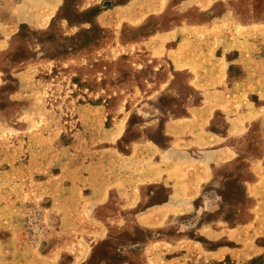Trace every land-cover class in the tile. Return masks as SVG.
I'll list each match as a JSON object with an SVG mask.
<instances>
[{
    "label": "rangeland",
    "instance_id": "374dc122",
    "mask_svg": "<svg viewBox=\"0 0 264 264\" xmlns=\"http://www.w3.org/2000/svg\"><path fill=\"white\" fill-rule=\"evenodd\" d=\"M0 264H264V0H0Z\"/></svg>",
    "mask_w": 264,
    "mask_h": 264
}]
</instances>
